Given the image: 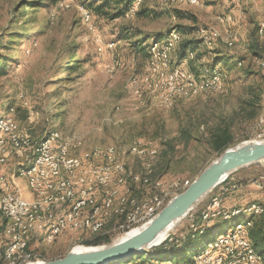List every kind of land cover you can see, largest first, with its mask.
Listing matches in <instances>:
<instances>
[{"label":"rangeland","instance_id":"obj_1","mask_svg":"<svg viewBox=\"0 0 264 264\" xmlns=\"http://www.w3.org/2000/svg\"><path fill=\"white\" fill-rule=\"evenodd\" d=\"M53 1L0 0V59L6 63V73L0 75V119L15 122L25 140L21 150H12L0 165V218L4 217L1 197L6 192L19 190L33 200L27 177L20 170L32 160L34 148L52 132L69 142L70 157H81L95 147L117 149L118 168L110 185L117 202L122 195L131 199L148 192L169 194L170 200L220 158L216 136L224 131L231 136L227 148L264 140V33H258L264 21V0H242L233 11L223 0L179 8L186 15L193 13V19L176 17L172 11L178 7L161 0H147L145 14L117 18L94 11L92 15L85 6L91 0ZM142 2L138 0L134 6L139 10ZM85 10L91 15L88 20L83 16ZM228 11L233 16L225 20ZM172 29L184 33L172 42V63L169 68L154 70L151 46ZM210 31L218 32L217 36ZM202 36L213 37L215 45L208 47L196 41L180 65L188 69L202 66L201 76L220 66L225 90L188 91L167 101L164 80L180 61V44ZM228 39H234L233 46ZM73 53L80 61L74 72L64 69ZM197 54L199 62L192 63ZM133 85L142 89V97L133 93ZM6 136L10 139L5 145L11 149L12 136ZM95 162L102 161L98 158ZM245 171L248 176H239ZM231 175L239 188L225 196V214L230 216L223 213L212 221L216 230L222 229L224 222H245L247 206L258 203L264 207V183L254 184L264 175V161ZM228 182L214 188L191 211L197 212L211 202ZM242 187L252 193L254 203L238 207L234 201ZM260 216L254 217L253 228ZM122 217L110 216L102 235H110L112 241L121 237L116 227ZM189 217L188 213L175 223L167 239L183 233ZM225 227L211 235L212 240L223 234ZM193 231H186V237L177 243L203 235ZM0 232V244L9 245L8 225L0 222ZM91 235L70 230L50 241L35 235L26 250L15 255L16 263L8 260L1 264H25L27 257L34 261L59 258L74 247L88 246L84 242L93 238ZM103 244L108 243L99 245ZM194 254L188 251L158 263L175 264ZM137 261L141 259L135 256L125 264Z\"/></svg>","mask_w":264,"mask_h":264},{"label":"bare ground","instance_id":"obj_2","mask_svg":"<svg viewBox=\"0 0 264 264\" xmlns=\"http://www.w3.org/2000/svg\"><path fill=\"white\" fill-rule=\"evenodd\" d=\"M136 0L135 2H137ZM142 1V0H141ZM166 5L169 4L172 7H178L185 5H198L200 4V0H161ZM205 3L216 1V0H203ZM227 4V9L229 7L230 0H223ZM135 2L129 8L126 15H134L138 10L137 7L134 6ZM242 2V0H241ZM240 2V3H241ZM226 10V8H225ZM264 11V8H263ZM87 15H83L85 19H89L90 13L85 10ZM230 12L228 11L225 14L224 19L230 20L232 18ZM176 31V32H174ZM174 32V33H173ZM258 33H264V21H262L258 26ZM179 34L184 33L178 29H172L169 34L163 36L162 40H157L154 42L152 47V51L150 50V58L154 62V70H161L169 68V65L172 63L171 57V48L173 47L172 42L179 40ZM202 40V44L208 47H213L215 45V40L213 37L202 36L200 37ZM228 44L230 46L234 45V39H228ZM189 50V48L187 49ZM186 51L183 54V60L178 61L175 66H173L169 72L167 77L164 80V85L166 82H173V80L178 79L179 70H185V76H188V84L184 86H180L179 88L173 89L171 92V97L167 98L166 100L169 101L176 95L186 93L188 91L192 93H197L201 91H205L207 88H213L211 90H225V84L223 83L224 73L220 66L215 65L212 69H209V72L206 75L201 76L200 72L197 73L191 68L183 67L180 65L184 60H187ZM239 64H242L240 61ZM213 77H217L218 81L214 83ZM220 88V89H217ZM133 93L138 95V97H142V89L133 85L132 86ZM0 134L11 135L12 136V145L11 149L7 148L5 145L6 142L1 144L0 138V165L5 161V157L9 155V153L13 150L19 151L21 150L20 146L23 144V134L18 130V125L11 121L8 118L0 119ZM51 135L45 139L41 144L34 148V156L32 160L29 162L28 165L21 167L20 174L27 177V182L29 185L30 190L32 191L34 198L33 200H29L25 198L22 193L17 191H10L6 192L1 197V211L4 216L5 207H11L14 204V195H21L23 198V205L26 206L28 209V213L26 214V223H46L47 219L55 218L61 216L65 210V203H56L53 204V200L51 199L53 196H66L69 193V188L79 186L80 183H83L84 188H95L98 187V180L97 179H110L106 181H102L101 183V190L103 191H113V200L112 203L109 205V210L104 213V216L95 223V227L91 230L86 231L87 228V218L90 214L97 211V206H99V199H103V191L101 190H94L91 192V199L87 201H83L80 205L72 207V211L70 212V219L73 220H80L77 224H72L71 229L72 231L78 233H88V234H98L104 231L105 225L108 223L110 216H124L122 217V221L118 223L121 224L124 219H126L127 213L132 212L135 210V200L138 198L131 197L128 198L126 195L119 196V202L115 199L116 191L110 188V185L114 179V172L117 170L118 165L116 164V158L118 151L114 146H109L106 148L95 147L91 150L84 152L81 157H70L69 156V149L70 144L67 140H64L60 137V134L57 132L50 133ZM25 141V140H24ZM53 143L56 146H63V147H55L54 148V155L51 156V164H53V177H51L50 182H46L42 185L36 184L35 179V170L37 167L41 166L43 163V155L45 154H52L53 153ZM27 144V143H26ZM32 147V145H29ZM27 147V146H26ZM141 152H145V149L141 150ZM153 153V151H150ZM100 159L101 163H96V159ZM82 161H87V163H91L90 170L81 172H73L79 170V165H81ZM68 173L70 175L68 176ZM111 174V175H110ZM139 176H135V179H138ZM229 177L226 178L223 182L228 181ZM222 182V183H223ZM221 183V184H222ZM189 186V185H188ZM187 186V187H188ZM186 189V188H185ZM184 189V190H185ZM183 190V191H184ZM182 192V191H181ZM180 193V192H179ZM178 193V194H179ZM157 194V193H151ZM177 195V194H176ZM174 197V196H173ZM163 202L153 205V213H157L163 206ZM264 207L262 204L255 203L253 205L245 207V214L248 215V218L245 222H230L228 227L225 229V232L219 236H217L214 240H209L206 246L195 253L189 260H185L175 264H210V254L216 250L218 246V250H227V242H223L226 239L233 238L235 236H241L243 231H246V248L248 249L249 254L257 259V263L255 264H264L263 255H261L257 248L253 245L251 239L249 238V231L253 228L254 224V217L260 216L264 212ZM37 214V215H33ZM225 214V213H224ZM226 215V214H225ZM230 216V215H226ZM229 218V217H228ZM234 220V219H232ZM238 220V219H236ZM177 223V222H176ZM208 224V216L206 213H198V218H195L193 221V232L201 234L206 233V231L215 225V223ZM8 228H9V224ZM175 224L168 227L163 233H161L157 239L155 240V244H160L165 242L167 236L171 229H173ZM202 230H200L201 226H205ZM230 227V228H229ZM252 227V228H251ZM141 226L135 227V222H125L123 223V230L128 231L122 236H131L139 232L141 230ZM249 229V230H248ZM69 230V231H70ZM248 230V231H247ZM11 231V230H10ZM86 231V232H85ZM67 231L59 233L55 237L64 234ZM35 235H43L44 239L50 241L54 238H50V231L48 230H41L40 233H35ZM121 236V237H122ZM29 242H22L18 247L15 248L13 254L9 256H5L4 258H0V264L4 263V261L10 260L9 263H16L15 255L18 254L19 256L23 253ZM7 246H12V239L11 243ZM0 244V248H3ZM77 250L84 249V246H77ZM242 250V242H234L233 243V251L227 255V262L228 263H235L239 261V253ZM43 260V259H42ZM42 260H35V261H42ZM200 260V261H195ZM140 262V263H138ZM158 263V262H157ZM132 264H145V262L137 261ZM158 264H168V263H158Z\"/></svg>","mask_w":264,"mask_h":264},{"label":"built area","instance_id":"obj_3","mask_svg":"<svg viewBox=\"0 0 264 264\" xmlns=\"http://www.w3.org/2000/svg\"><path fill=\"white\" fill-rule=\"evenodd\" d=\"M186 1V0H183ZM241 0H230L229 7L233 11L236 7L240 6ZM200 4H204L205 1L200 0ZM84 15H87L85 11ZM91 18V15H88ZM212 36H217L218 32L210 31ZM98 39V38H97ZM102 42V41H101ZM214 83L218 81L217 77H213ZM188 83V76H185V70H179L178 79L173 80V82H166L164 87V91L166 92V98L171 97V92L173 89L179 88L180 86H184ZM1 144L8 141L10 136H4L0 134ZM53 153L43 155V163L41 166L37 167L35 170V179L36 184L42 185L46 182L51 181V177L55 173H53V164H51V156L54 155L55 147H63L56 146L53 143ZM31 151H28L30 158ZM91 163H87V161H82L81 165H79L78 171L73 172H81L90 170ZM70 173H68V176ZM111 175V174H110ZM98 187L95 188H84L83 183H80L79 186H75L69 188V193L66 196H53L51 199L53 200V204L56 203H65V210L61 216L50 218L46 220V223H26V214L28 213V209L23 205V198L21 195H14V204L11 207H5L4 217L0 218V222L3 224H9V230H11V239L12 246H4L0 248V258H4L5 256H9L13 254L15 248L18 247L22 242H30L32 238L35 237V233H40L41 230L50 231V238H54L59 233L64 231H69L71 229L72 224H77L80 220L70 219V212L72 211V207L80 205L83 201H87L91 199V192L94 190H101L102 181L110 180V179H97ZM264 183V175L261 177V180H256L254 184ZM239 188V184L234 180L233 176H229V182L225 183L224 187H221V191L216 194L211 202L201 207L197 212H189V220L188 226L184 229V232L178 234L177 236H172L166 241H173L177 243L184 237H186V231H193V221L195 218H198V213H206L208 216V224L214 221L220 214L226 213L227 208L225 207V199L226 195L235 191ZM103 191V190H101ZM113 200V191H103V199H99V206H97V211L90 214L87 218V228L86 231L91 230L95 227V223L99 221L104 213L109 210V205ZM161 201H169V194H146L143 195L138 194V199L135 200V210L132 212H128L126 219L123 220L121 224L116 227V232L118 234H125L128 231L123 230V223L125 222H135V227L141 226L144 223L148 222L152 219L157 213H153V205L161 203ZM37 215V214H33ZM205 226H201L200 230L205 228ZM85 231V232H86ZM0 232V237H1ZM223 242H227V250H218V246L216 250L212 254H210V264H255L257 263V259L249 254L248 249L246 248V231H243L241 236H235L233 238L226 239ZM234 242H242V250L239 253V261L235 263L227 262V255L233 251V243ZM34 258H26L25 264L29 262H33ZM200 261V260H195ZM192 264H195L192 263Z\"/></svg>","mask_w":264,"mask_h":264},{"label":"water","instance_id":"obj_4","mask_svg":"<svg viewBox=\"0 0 264 264\" xmlns=\"http://www.w3.org/2000/svg\"><path fill=\"white\" fill-rule=\"evenodd\" d=\"M264 161V140L245 141L233 148H226L220 158L212 162L182 192L167 204L141 230L131 236H122L103 245L74 247L64 256L26 264H112L146 253L154 247L157 237L168 227L179 222L209 192L240 168Z\"/></svg>","mask_w":264,"mask_h":264},{"label":"trees","instance_id":"obj_5","mask_svg":"<svg viewBox=\"0 0 264 264\" xmlns=\"http://www.w3.org/2000/svg\"><path fill=\"white\" fill-rule=\"evenodd\" d=\"M135 1L136 0H91L87 3V5L85 4V6L91 12V14L93 13L92 11H94L98 15L110 16L111 18H117V17H125V14L128 12L129 8L132 6V4ZM56 3H57V0H54L53 4H56ZM146 3H147V0H143L142 5L140 6V9L136 11L137 13H135L136 15L147 13L146 9H143L145 8ZM111 6H114V7H111ZM184 12L185 11L179 8H175L172 11V13L176 17H180V18L187 17L190 19L196 18V16L193 13L189 12L186 15ZM179 30H182V29H179ZM61 31L62 30L60 29L58 30V32H61ZM165 35L166 34H164L163 36ZM163 36L159 38H163ZM159 38H155V39H159ZM196 41L202 43V40H200V38H195V39L187 38L182 41L179 47V52H178L180 56L179 57L180 60H183L184 51H186L188 48L194 49ZM76 56L77 55L75 53L71 55V57L73 58L70 60V64H67L64 66V69L68 68L70 71L74 72L79 68L80 61L74 59L76 58ZM194 61L199 62L198 54L196 55V58L191 62L193 63ZM5 64H6L5 61H2L0 59V75L1 74L3 75L4 73H6ZM201 67L202 66L199 67L195 65V67L192 69L195 72L199 73V70ZM230 142H231V136L228 131H224L223 134L221 133L216 136V147L218 150H220L221 153L224 152V150L228 147V144ZM260 217L261 218L259 222H257L255 227L250 230L249 238L251 239L255 248H257L258 252L261 255H263V258H264V212ZM225 225L228 226L227 223L224 222V226L222 227V229H224ZM5 226H7V224H5ZM222 229L216 230V228L213 226L209 228L206 231V233H204L203 235L196 234L195 237L189 238L188 240L183 242L181 245L173 241H165L163 244L154 247L150 251L146 253H141L135 256H138L141 260H143V262H147L148 264H158L157 262L159 261H163L169 258L180 257L184 252L193 251L194 253H197L198 251L202 249V247L209 240H212L211 235H217L216 233ZM102 232L91 235L93 236V238L86 240L84 244L99 245V244L106 243V242L107 243L112 242L113 239L111 238V236L105 235V233L104 235H102L103 234ZM128 262H130V259H127L121 262L112 263V264H125Z\"/></svg>","mask_w":264,"mask_h":264},{"label":"crops","instance_id":"obj_6","mask_svg":"<svg viewBox=\"0 0 264 264\" xmlns=\"http://www.w3.org/2000/svg\"><path fill=\"white\" fill-rule=\"evenodd\" d=\"M139 102L142 103V104L144 103L142 101H139ZM248 173L249 172L245 171L241 175L239 174V176L246 177V176H248ZM242 188H240L239 190L236 191L239 194H236V196H235L237 198L234 201V205H236V206L238 205V207L239 206H245V205H248L250 203H254V201H252V199H251L252 198L251 195H249V194H252V193H248L247 192L248 189H244V188L242 189Z\"/></svg>","mask_w":264,"mask_h":264}]
</instances>
